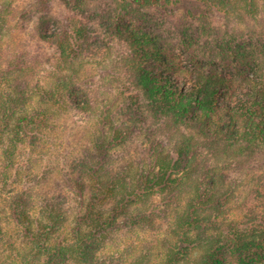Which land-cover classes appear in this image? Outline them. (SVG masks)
Returning <instances> with one entry per match:
<instances>
[{"label":"trees","instance_id":"1","mask_svg":"<svg viewBox=\"0 0 264 264\" xmlns=\"http://www.w3.org/2000/svg\"><path fill=\"white\" fill-rule=\"evenodd\" d=\"M86 1L64 0L74 12L66 24L52 35L41 29L42 40L54 42L56 50L43 71L42 55L7 47L5 34L17 6L15 0H0V264H121L122 259L95 251L114 239L121 224L154 227L166 213L157 210L155 196L174 211V238H163L160 252L159 244L157 252L144 249L132 264H149L158 252L159 264H264V197L261 210L249 205L241 217L232 202L242 183L233 175L264 151V66L247 67L249 53L242 52L234 54L232 72L212 56L199 55L190 63L177 59L160 33L177 29L156 23L150 28L145 20H153L151 13L140 9L163 13L178 0H94L99 4L89 12ZM197 1L239 21L257 20L264 12V0ZM134 12L140 18L126 19ZM100 26H109L117 40V54L110 45L104 49L135 76L155 111L164 113L178 134L168 147L151 139L146 153L129 154L138 123L145 121L133 108L138 98L127 97V112L103 101L90 148L68 161L78 201L87 194L82 209L73 211L68 197L38 193L28 184L36 182L28 179L33 157L25 152L28 164L25 169L19 164L23 150L39 149L46 131L71 105L88 107L80 75L85 48L92 47L85 53L93 59L102 56L97 51L102 46L90 43ZM173 34L187 42L183 30ZM118 112L128 119L121 120ZM205 145L215 159L204 155ZM19 175L26 189L15 192L11 181ZM63 230L66 238L60 236Z\"/></svg>","mask_w":264,"mask_h":264},{"label":"rangeland","instance_id":"2","mask_svg":"<svg viewBox=\"0 0 264 264\" xmlns=\"http://www.w3.org/2000/svg\"><path fill=\"white\" fill-rule=\"evenodd\" d=\"M95 2L94 0L85 2L84 7L88 12L91 10V6L99 4ZM14 5L17 6V12L16 17L8 23L5 34L6 45L11 52L42 55L43 59L39 68H43L44 71L48 68V63L54 60L56 50L54 42L42 40L41 29L46 34L52 35L58 26L61 25L62 27L66 24L67 19L74 12L64 3V0H15ZM109 10H112L110 13L114 14L112 5ZM140 10L146 14L151 13L150 16L153 20L151 22L148 19L145 20L146 25L150 28L156 23L165 28H169V26L173 28L174 26L177 29V32H173L171 29V33L164 30L160 33L165 37L164 44L169 48V51L183 63H190L192 58H199V55L205 58L212 56V58H216L217 65L222 61L226 70L232 72L233 69L237 68L232 58L236 52H242L244 54L249 53V59L246 62L247 67L254 68L257 63L264 66V12L258 16L257 20L239 21L235 16L227 17L220 11L203 9L198 5L197 0H178V3L172 4L163 13L145 8ZM202 11H204V17L200 15ZM136 17H139L138 12H134L130 17L127 16L126 19ZM181 30L186 34V43H181L179 39L174 38L173 33H181ZM93 41H97L96 44L102 46V50L97 51L101 52L103 57L96 54L97 57L95 56L93 59L92 55L85 53L87 50H92V47H87L88 49L85 48L84 50L83 56L86 61L83 70H81L80 78L84 86H82L83 90L87 93L82 97H84L83 100L89 102L88 107L80 108L71 105L61 116H58L54 129L49 132L46 131L45 142L39 149L32 150L27 146L26 151L23 150L22 158H20L21 164H19L21 168L25 169L28 164L26 163V154L33 157L34 162L31 167L33 172L30 169L31 173L28 179L36 180V182L28 184L33 185L38 193L47 192L48 194H60L61 197H68V206L73 211L82 209L87 194H84L80 203L78 201L81 197L80 191L72 180L73 175L70 166H68V161L77 153L90 148L91 138L99 121L98 109L103 101H112L118 110L121 106L120 109L123 110L120 112H127V110L129 111L127 109V102H129L127 97L134 95L138 98V102L133 105V108L137 107V111L141 113L140 117L144 116L145 121L138 123L141 129H137L139 133L131 149L127 148L129 154L141 155L143 152L146 153V148L151 139L162 141L168 147L171 145L170 141L174 140L178 134L177 129L171 126L172 122L166 118L164 113L155 111L135 76L123 71L122 67L116 64L117 61L110 57L108 49H104L110 45L112 46L111 54L116 52L115 43L117 40L114 34L109 32V26L107 28L97 27L96 36L90 43ZM224 50L225 55L223 54ZM217 65L215 66L217 67ZM120 112L116 115H122L120 116L121 120L125 119L126 121L129 114ZM133 120L135 121V118ZM136 145L138 150L133 149L136 148ZM119 150L121 151V149ZM202 152L205 156L209 154L206 145L203 146ZM209 157L215 159L216 156ZM58 168H61L59 173L56 172L59 170ZM244 168L233 175L234 178L237 177L242 180L235 194L236 197L232 201L233 203L236 202L233 210L240 217L249 205L252 209H254L252 206H256L258 210L262 208L264 151L257 152L255 158L249 164H245ZM47 170L49 172H46ZM36 175L38 176L37 179ZM24 181V177L21 178L20 175L14 178L11 181L13 190L21 192L26 189L25 184L27 183ZM251 184L254 187V189L252 187L253 190L249 187ZM256 189L261 193L256 192ZM154 205L157 210L166 211L157 218L154 227L138 230L121 224L116 230L114 239L101 248H96V254L115 256L122 259L121 264H132L134 257L144 249L154 247V252H157L156 247L159 244L160 252L163 238L169 240L174 238L172 230L174 211L171 208L166 210L160 196L154 197ZM60 236L66 238L67 230H63ZM159 252L154 253L149 264H159Z\"/></svg>","mask_w":264,"mask_h":264}]
</instances>
